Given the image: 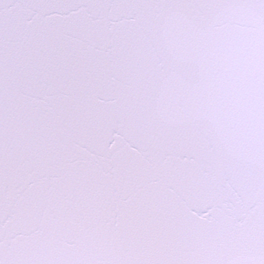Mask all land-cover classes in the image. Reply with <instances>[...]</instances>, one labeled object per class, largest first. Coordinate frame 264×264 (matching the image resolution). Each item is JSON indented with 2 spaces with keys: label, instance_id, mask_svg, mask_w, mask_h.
<instances>
[{
  "label": "snow or ice",
  "instance_id": "6c2138e0",
  "mask_svg": "<svg viewBox=\"0 0 264 264\" xmlns=\"http://www.w3.org/2000/svg\"><path fill=\"white\" fill-rule=\"evenodd\" d=\"M0 264H264V0H0Z\"/></svg>",
  "mask_w": 264,
  "mask_h": 264
}]
</instances>
